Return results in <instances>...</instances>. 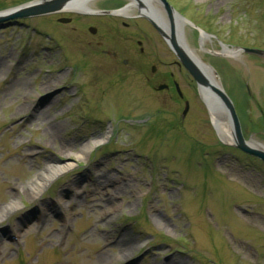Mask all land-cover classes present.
I'll use <instances>...</instances> for the list:
<instances>
[{"label": "rangeland", "instance_id": "1", "mask_svg": "<svg viewBox=\"0 0 264 264\" xmlns=\"http://www.w3.org/2000/svg\"><path fill=\"white\" fill-rule=\"evenodd\" d=\"M39 1L0 0V13ZM167 2L233 101L245 140L264 145V56L241 51H264V0ZM92 27L120 48L118 61L92 53ZM101 135L82 159L72 154ZM55 163L73 169L28 193ZM13 201L0 264H264V164L222 141L197 83L137 10L0 25V212Z\"/></svg>", "mask_w": 264, "mask_h": 264}, {"label": "water", "instance_id": "2", "mask_svg": "<svg viewBox=\"0 0 264 264\" xmlns=\"http://www.w3.org/2000/svg\"><path fill=\"white\" fill-rule=\"evenodd\" d=\"M81 0H41L36 3H32L27 6H23L14 10H10L7 12L0 13V25L3 23H10L19 20H26L31 18L43 17L52 14H62V12H66V9L71 5L72 2H77ZM92 1V0H88ZM131 2L135 7L139 9V13L141 16H144L150 24H152L156 30L158 31L159 35L165 39L167 44L170 46V49L176 55L177 59L179 60V64L184 66L186 71L191 75L195 83L198 85V90L201 94L202 101L206 103V106L209 110V106L215 105L212 102H209L204 94V91L207 94H210L215 102H217L221 110L224 111L226 114L228 121L230 122L231 128L233 130V140L234 144L232 145L236 150L241 151L246 156H250L253 159H258L264 164V151L259 148H254L250 145L251 141L245 140L244 133L241 127V120H239V116L237 110H235V105L233 101H231L230 97L224 91L219 82L216 80V72L212 70L209 66L204 63H198L194 58L192 59L191 55L186 52V50L178 44V30H180V26H178L176 19L178 18L179 21H185V19L178 14L172 5H169L167 0H158L159 4L163 5L165 9V13L168 16L169 20V34H167L162 27L156 25L155 21L147 16L146 9L148 6L145 5L143 0H127ZM130 6V5H129ZM128 6V7H129ZM125 9H121L120 11H91L85 12L87 15H121L120 13L123 12ZM61 24H71L72 20L69 19H62L59 21ZM92 33H96L95 29H91ZM241 51L246 52L247 54H254L257 56H264V51L261 50H247L242 49ZM201 66V67H200ZM177 92L180 94L181 98H183V93H181L180 87L176 84ZM164 89H168L167 85L160 86L158 88L159 91H164ZM190 108V103L186 102L185 111L183 112V119H185L186 115L188 114Z\"/></svg>", "mask_w": 264, "mask_h": 264}, {"label": "bare ground", "instance_id": "3", "mask_svg": "<svg viewBox=\"0 0 264 264\" xmlns=\"http://www.w3.org/2000/svg\"><path fill=\"white\" fill-rule=\"evenodd\" d=\"M145 5L148 6L146 9V14L147 16H149L150 18H152L156 25H159L160 27H162V29L169 34V20L166 17V15L164 14L163 10L161 8L158 7V3L156 0H143ZM90 4L91 2L88 0H81V1H77V2H72L71 5L66 9L67 13H79L82 14L85 12H91L93 11V9L90 8ZM134 5L131 4L126 11L121 12V14L125 17H129L131 16L132 11L134 10ZM178 26H180V32H178V44L181 45V47H183L186 52H188L192 59L194 58L198 63L202 62L198 59V57L195 55V53H193V51H191V49L189 48V44H187L186 38H185V34H184V27L186 24L183 23V21H179L178 18L176 19ZM226 54H231L233 53L230 51H225ZM201 67V66H200ZM50 87V86H49ZM204 94L207 98V100L209 102H212L215 105H211L209 106V112L211 114V118L212 121L214 123L215 129L216 131H218L220 138L222 139V141L233 145L234 144V140H233V130L231 128L230 122L228 121V118L226 116V114H224V111L221 110L220 105L215 102V99L212 98V96L210 94H207V92L204 91ZM24 112V109H19L18 113H22ZM106 141V138L104 136H100L98 139L93 140V141H89L87 144H85L84 146H82V150L79 152V154L76 153H72L76 158L78 159H82L83 155L88 154L89 151L98 148V146L104 144ZM250 145L254 148H259L262 149L264 151V145L258 143L257 141H251ZM68 155H70V151L67 152ZM67 153L65 154L64 152H60V155L66 156ZM73 169V164L69 163V164H50L42 173H40L35 180L29 184V189H28V193L32 192L34 194L39 195L42 192V189L46 186V184H48L51 180L55 179L56 177H58L59 175L65 173V172H70ZM20 204L18 202H11L10 204L6 205L0 212V221L3 217H5L8 213L16 211L19 209ZM63 206H65L63 204ZM125 250H127V248H125ZM128 251V250H127Z\"/></svg>", "mask_w": 264, "mask_h": 264}, {"label": "flooded vegetation", "instance_id": "4", "mask_svg": "<svg viewBox=\"0 0 264 264\" xmlns=\"http://www.w3.org/2000/svg\"><path fill=\"white\" fill-rule=\"evenodd\" d=\"M121 1L126 3L123 6L121 5V7H124V6H126V5L129 4V2H127L125 0H121ZM134 10H137V9L134 8ZM138 14H139V11H138ZM107 18H111V17H107ZM123 26L126 27V28H128V25L125 24V23H123ZM93 28H95V27H93ZM99 37H100V34H99V30L97 28H96V33L95 34L92 33L90 31V28H89V36H88V39H90V42L88 43V47L90 49H92V53H95L98 56H105L106 58H110L112 60L114 59V60L118 61L121 58L120 57L121 56V54H120V48H118V49L117 48L116 49L115 48L111 49V48L105 47L104 46V41H102L103 38L100 37L101 38V40H100ZM138 45L141 46L142 43L141 42H138ZM141 53H143V50H142ZM129 64H130V60L129 59H124L123 62H122V65L127 66V67H129ZM155 70H156V67H153V72ZM174 84H175V82H174ZM164 85H166V84H164ZM164 85H162V86H164ZM167 86H168V89H170V86L169 85H167ZM175 88H176V84H175ZM168 89H165V90H168ZM176 92H177V90H176Z\"/></svg>", "mask_w": 264, "mask_h": 264}]
</instances>
